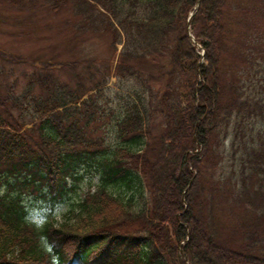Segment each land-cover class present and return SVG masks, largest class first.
<instances>
[{
    "label": "trees",
    "instance_id": "16d2710c",
    "mask_svg": "<svg viewBox=\"0 0 264 264\" xmlns=\"http://www.w3.org/2000/svg\"><path fill=\"white\" fill-rule=\"evenodd\" d=\"M196 2L0 0L123 45L115 69L65 81L69 64L43 59L22 91L0 89V264H264V6L201 0L203 57ZM111 71L114 146L96 136ZM83 165L99 183L73 216L32 221L26 195L62 199Z\"/></svg>",
    "mask_w": 264,
    "mask_h": 264
},
{
    "label": "rangeland",
    "instance_id": "374dc122",
    "mask_svg": "<svg viewBox=\"0 0 264 264\" xmlns=\"http://www.w3.org/2000/svg\"><path fill=\"white\" fill-rule=\"evenodd\" d=\"M58 21L57 16L51 18V15L33 19L28 13H17L10 9L8 4L2 3L0 8V89L2 92L6 91L8 83L14 84L15 91H21L30 74L36 70L37 66L41 65L43 59L57 57L62 61H70L74 66H78L76 71L85 77L89 73L87 63L92 66L91 70L96 69L95 71L105 69L103 65L115 66L116 55L114 56L109 47L110 40L108 38L98 35L73 37L72 28L66 24H57ZM51 22L56 24L51 25ZM1 51H4V55L1 54ZM20 54L28 62L17 63V55ZM142 67L144 69L148 67L147 71L152 68L149 65ZM59 73V77L64 80H71L72 72L70 70H60ZM97 76L99 75L97 74ZM116 82L115 71H111V80L108 85L110 91L106 92L108 103L103 105L107 112L104 123L107 124L96 130V136L104 134L113 146L119 143V140L116 139L110 124L114 123V117L121 115L119 105L122 103L118 99L112 100L116 90H120L116 86ZM122 91L127 92L128 96L126 97L130 99L132 94L126 90ZM100 124H102L101 121L95 123L94 126ZM98 182L99 175L94 170H90L89 166H85L79 173V179L75 182L74 189L62 199L52 201L50 196L44 199L37 194L26 195L24 202L29 208L31 220L38 224L49 220L60 223L62 220L72 217L73 208L81 196L89 187L97 185ZM125 187L115 188L114 191L128 199L132 190ZM7 188V184L0 181V190L5 192ZM203 248L207 250L206 245ZM186 264H188L187 261Z\"/></svg>",
    "mask_w": 264,
    "mask_h": 264
}]
</instances>
